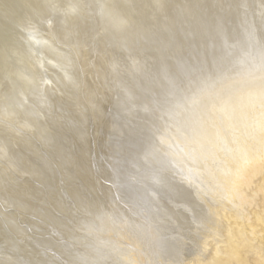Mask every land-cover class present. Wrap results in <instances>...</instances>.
Wrapping results in <instances>:
<instances>
[{
  "label": "bare ground",
  "instance_id": "obj_1",
  "mask_svg": "<svg viewBox=\"0 0 264 264\" xmlns=\"http://www.w3.org/2000/svg\"><path fill=\"white\" fill-rule=\"evenodd\" d=\"M15 1L17 0H0V4L6 6ZM75 1L36 0L43 20L51 19L58 25L73 19L72 26L78 16L76 8H70L68 4H74ZM191 1L159 0L160 7L155 5L152 9L147 3L133 0V5L136 4L133 15L131 13L126 23L133 28L137 24L152 23L155 26V37L147 31L140 32L132 39L131 44L128 42L129 46H145L149 49V52H145L148 59H153L152 55L158 54L159 59H168L169 56L172 60L168 59L171 61L169 69L165 68L163 71L160 68L153 77L146 72L140 76L142 81L138 79L133 83L135 76L132 81L129 78L132 88L134 87V90L130 88L133 95L124 89L123 93L120 92L124 97L118 95L117 102L113 103L117 98L116 92L107 97L110 112L103 117L109 125L105 134L111 135L115 140L102 139L97 129H103V124L93 126L89 121L93 132L89 133L87 126V139L84 141L93 139L98 148L92 152V148L87 151L84 149L87 164L92 163L88 165L93 166V170H90L93 181L90 182L89 191L83 187L81 176L77 173L78 168L82 169L81 163L85 162L78 160L73 147L70 151L72 157L65 168L62 165L55 166L57 158L51 145L48 141L37 140L34 136L39 138V135L35 134L33 138H28L31 141H25L35 150L33 155L28 151L30 147L25 148L20 143L19 147L13 144L31 169L25 166L15 168L9 164L10 159L9 162L0 159V168L4 171L1 176V180H5L4 186L12 183L15 185L17 182L16 187H19V178L24 175L31 177L28 184L23 183L26 185L24 190L9 192L6 198L0 197V264H264V196L262 209L260 204L257 206L255 203L256 196L264 192V57L251 42L252 36H247L244 28L236 25L239 21L233 13L234 6L238 8L235 2L197 0L198 4L195 2L197 5L193 6ZM215 2L220 6L216 10ZM101 5L109 8L112 4L107 1L106 6ZM10 16L12 20V15ZM92 24L94 23L91 22L89 26L94 33L86 45L94 50L97 47V35L103 39L101 44L107 42L108 36L95 31ZM81 26L84 28L85 24L81 23ZM1 27L0 104L12 108L21 98L20 81L30 79L20 76L17 71L20 66L8 59L13 54L34 75L35 58L32 61V58L27 57V53L20 49L23 45L7 42L4 36L8 33ZM86 28L84 29L87 31ZM125 30L129 32L122 24H113L109 33L114 31L117 39L127 40L131 37ZM169 30L174 36L163 33ZM2 31L6 35L3 36ZM150 40L164 43L168 56L159 45L148 46ZM249 42L251 45L245 48ZM153 48L157 50L156 54H153ZM34 50L31 49L33 54L40 51ZM140 54L143 56L141 51ZM27 88V84L23 85V89ZM102 93L105 95L104 91ZM42 96H38L39 99L42 98L41 101L47 99L54 106L61 103L63 98L55 97L53 104L49 95ZM196 99L198 105L188 109V105ZM146 100L153 109L150 110V115L153 111H158L152 124L156 120L161 125L157 119L162 118V125H174V119L181 117L187 109V113H192V123L186 124L177 137L172 136L174 144L169 145L168 140L162 143L165 152H157L156 155L160 158L162 167L157 163H152L151 167L144 166L140 162L146 150H138L136 143L141 147L139 138H145V134L143 131L138 132V137H135L131 132L136 130L132 113L137 110L142 116L141 102ZM115 103L122 109L120 114ZM145 104L148 106L146 102ZM124 108H129L130 113H123ZM27 109H30L29 112L34 110L31 105ZM61 111L63 115V109ZM148 114L145 113V116L148 117ZM44 115L47 116V113ZM68 123L71 131L68 129L70 133L66 131L63 135L67 138V148L75 144L79 134H75L72 122ZM28 136L32 137L31 134ZM171 148L173 152L170 156L174 153L178 159L166 157ZM42 155L46 156L45 160L49 164H55L51 171L53 174L48 170L45 174L42 171L38 174L32 168L34 162L43 159ZM12 162L14 163L13 159ZM83 177H86L85 174ZM35 180H39L43 188L34 189ZM256 186L260 187L251 197L250 193ZM78 193L79 197H76ZM27 198L39 199V203H30V207L19 204ZM41 198H47L48 201H40ZM44 207L53 212H37L38 208L43 210ZM25 212L41 221L22 220L20 213ZM7 217L14 218L20 224L22 221L25 226H29L30 232L24 226L19 227L21 234L13 230L9 234L11 229L6 231L5 228L8 225L5 221ZM16 250L25 251L26 254L32 251V255L37 252L38 256H35L38 258L34 262L31 257L14 255L12 251Z\"/></svg>",
  "mask_w": 264,
  "mask_h": 264
},
{
  "label": "rangeland",
  "instance_id": "obj_2",
  "mask_svg": "<svg viewBox=\"0 0 264 264\" xmlns=\"http://www.w3.org/2000/svg\"><path fill=\"white\" fill-rule=\"evenodd\" d=\"M107 1L111 2L112 5L109 8L108 7L104 8L101 4L103 5L105 4L106 6ZM137 1L141 3H147L151 8L155 5L157 7H160V4L158 3L159 0H137ZM160 1L163 2V0H160ZM192 1L191 3L192 4L194 3L193 6H196L198 4L197 0H192ZM229 1L230 3L235 2L238 5V8L236 6H234L233 8V13H235V15L238 18V19L236 18V20L239 21V22L237 21L238 23H236V25L239 26L240 28L243 27L247 36L250 35L249 36L250 38L252 36L253 39L251 40V42L257 47V52L261 51L260 55L264 57V0H241V1L240 0H236V1L229 0ZM133 4H134L133 0H84V1L76 0L74 4L72 3L68 4L70 8H73V9L76 8L75 13L78 16V19L77 21H75L74 26L71 25V22L73 19L65 20L64 24H58V25L54 24V21H52L51 19L43 20V18L39 15L36 0L35 2H32V3H26L23 0H17L11 4H6V6H3L2 4H0V25L2 26L0 27L2 30L8 33V35H6L5 34L6 32L2 31V34L4 33L3 36L6 35L4 36V39L7 40V42H12L20 46L23 45L22 47L18 46V48L19 47L20 49L22 48V50L25 53H27L26 54L28 55L27 57L29 59L32 58L31 59L32 61L35 58L34 61L36 62L35 63L33 61L35 69H36V73L33 75V73L27 69V67L24 65L23 62L19 63L20 61L13 54L8 59V61H11L17 64V66H20V68H17V71H19L22 75L20 73L19 75L22 76L23 78H29L30 81L28 80L20 81V84H21L20 91L21 90L22 91L20 92L21 98L18 101V104L12 105V108H7L6 106H1L0 104V157H1L0 159H6L7 161L10 159L9 161L11 163L9 164L13 167L15 166V168L16 166L17 168L19 167L22 168L25 166V168L31 169L30 166L27 164V161L26 162L24 161L21 153H19V151H17L15 147H13V144L14 146L19 147V143H20L24 145L25 148H27V146L30 147L29 145L30 143L29 144L26 143L27 140L31 141V139H28V138H33L34 134L39 135V138L38 136L37 137L34 136V137L37 140L42 139L41 141L43 142H46V141L49 142V144L51 145L50 147L51 149L54 150V155L57 158L55 160L57 165L52 164V163H50L51 164L50 165L48 163L49 161L45 160L46 156L44 155L45 156L44 157L42 155L43 159L41 161H37L33 163L32 168L34 169V171H36V173L38 174L42 171L41 173L45 174L46 170H48L50 174H53V172L51 171H52V168L54 170V165L55 166L62 165L65 168L66 166H68V163H69L68 160H70L72 157L70 151H71V147H73L76 149L78 160L85 162V163H81V168L83 170L86 169L87 173L86 171L84 172L80 168H78L79 171L77 173L79 176H81V179L83 181L82 183L83 187L85 189L89 188L90 182L93 181V178L91 179L90 177V173H91L90 170H93V166H91L92 163H88L91 165L87 164V161H86L87 157L86 155H84L85 153L84 149H86L87 151L88 148H92L91 149V152H92L93 150H96L98 148L97 146H95L93 139H90L91 141L89 140L88 142L84 141L85 139H87V136L85 138V135L88 132L89 133L93 132L92 125L95 126L94 124H96L98 126V125L103 124L102 125L103 129L101 127H98L97 133L98 134L101 133L100 135L102 136V139H107L109 141L115 140V138L112 137L111 135L108 136L107 134H105V130L109 129L108 127L109 125H107L105 119L103 120V117L104 115H107L110 112V106H107V103H108L107 97L111 94L113 95L117 93L116 94L117 98L113 101V103L117 102L118 95L122 97L121 93H123L124 89L129 93L134 88V87L132 88V82L134 83L138 79L142 81V78L140 77L141 75H145V73L147 72L148 74H152V77H153V74L154 76L157 75L158 74L157 72L159 70L163 69L164 71L165 68L169 69L168 64H170L171 62V61L169 62V60H172L167 55V50L165 48L164 43L163 44L156 43L150 40L148 46L159 45V47L162 49L164 54L168 56L169 60L166 57L165 58L162 57V59H159L158 54L152 55L153 59L151 57H149L148 59V56L146 57L145 52H149V49H147L145 46L143 45L136 46L135 44L134 46L131 45L132 47L129 46L133 42L132 39L134 40V38H136L137 34L140 32L147 31L150 34H153V37H155V32H154L155 26L152 23L146 22L140 25L137 24L134 26V28L130 27V25L126 23L127 20L131 17V13L133 15L132 11H134V8H135L134 6L136 5V4L135 5ZM163 4H166V2ZM214 5H215L214 10L220 7L218 3L216 2L214 3ZM10 8L12 10H10ZM25 12L27 14H25ZM10 15H12V20L10 19L11 18ZM79 17L81 18L79 19ZM8 22L9 23L11 22V23L8 24ZM91 22L94 23L92 25L94 26L95 31H98V32L101 31V33L104 36L105 34H107L108 36L107 42L105 44H101L100 42L103 39L99 35H97V43H96L97 47L95 48L96 50L95 49L93 50L91 47L86 45L89 37L91 39V35H93L94 33L92 31V28H90L89 26ZM12 23H14L15 25L14 24L11 25ZM81 23L85 24V27H87L86 29H88L87 31L84 29L85 27L81 28L82 27ZM113 24L115 25L122 24V26L127 27L129 32L126 30L125 31L128 34V36H130L131 38L127 40H124L121 38L117 39L118 36L115 35L116 33H114V31L111 32L110 34L109 31H110L111 25ZM9 25L14 26V27H11ZM8 31L13 32V33H9ZM163 33H166V36L168 34H172L171 36H174L171 30H169L168 32L163 31ZM240 34H242V31ZM20 35H22V37H24L25 39L21 38ZM124 41L126 45H124L125 44ZM20 42H22L23 44ZM251 42H249L247 46H245V48L251 45ZM118 43L121 46L122 50H120L121 48L118 45ZM91 44L93 45L94 43H91ZM33 47L40 51L34 50ZM106 47L108 49H106ZM31 49L37 52H34L35 54H33V51H31ZM140 51L143 56H141ZM156 51L157 50L153 48V54H156L157 53ZM138 55L141 58H139ZM136 57H138L139 60L135 59ZM133 59L135 62L133 61ZM158 59L160 60V62ZM150 61L152 63L151 65H150ZM129 64L132 67H130ZM161 65L164 68L161 67ZM23 68L24 70H22ZM148 71H151V73H149ZM9 78L10 80L12 79V77H9ZM129 78H131V81H132V78H134L135 80L133 79V81L131 82ZM6 81H8L7 78H6ZM14 84L19 85L18 83H14ZM26 84L28 88L23 89V85L26 86ZM87 91L88 93H86ZM103 91L105 95H103L102 93ZM130 93L133 95V92H130ZM42 95H49L52 98L51 101H54L52 102L53 104H55V99H56L55 97H57L58 99H60V97L61 98L63 97L61 100L62 104L59 102V104H55L54 106L51 103H49L47 99L44 101H41L42 98L39 99L38 96H42ZM89 100L91 101V103ZM197 100L198 99L192 101V103L188 105L189 106L188 109L198 105V103L196 102ZM145 102L148 104V106L145 104ZM15 103H17V101ZM119 103L120 102L118 101V104ZM24 104H27V106L25 107ZM28 104L34 108L33 111L29 112L30 109H27L29 108ZM118 104L115 103L116 109H117ZM141 105L143 106L142 116L138 114L137 110H134V113H132L136 130L134 132L131 131L135 137H138V134H137L138 132L140 133L143 131L145 134V138L144 136H141V138H139L141 147H139L138 144L136 143L138 150L140 151L146 150L145 151L146 155L144 154L141 156L142 160L140 162L141 163L143 162L144 166L151 167L152 163L153 164L157 163L160 167H162L163 165L161 164L160 158L156 156L159 152H162L163 154L165 152L164 151L165 149L162 143L169 141L168 142L169 145L174 144L172 143L173 142L172 136L177 137V135H179L182 132V129L186 127V124L188 125V123H192V121H190V117L192 113L191 112L187 113V110H188L187 109L185 113H182L181 117L177 116V118L174 119L173 121L174 125H170V123L162 125L163 124L162 118L157 119V121L159 120V122L162 123L161 125L158 122H156V120L152 124L151 121L154 120V115H156L158 111H153L152 115H150V110H153V109L152 107L149 106L148 100L144 101V103L141 102ZM62 109H63V115L61 111ZM117 110L119 111V114H120L121 113L120 110L122 109H120L119 105H118ZM125 112L130 113V109L124 108L123 113ZM193 112L195 113V110H193ZM46 113H47V116L44 115ZM145 113L146 114L149 113L148 117L145 116ZM95 115L97 116V118H95ZM130 117L132 116L130 115ZM69 121L72 122L75 134L77 132L79 134L80 133L83 134V135L80 134L82 138L78 136L79 134H77L78 137L75 135L76 138L79 139L80 137L81 141L82 140L83 141L81 142L80 139L79 140L76 139L74 142L75 144H72L71 146L69 145V147L67 148V143H66L67 138L63 135L64 133H67L66 131H69L68 129H70L71 131V126L69 127V123H68ZM89 121L92 122L91 123L92 125L89 124L90 123ZM75 123L77 124V126ZM156 123H158L159 125ZM154 124L156 125L154 126ZM87 126H88V129L90 130L86 129ZM148 127H150L149 130H148ZM83 128H85L86 130ZM133 128L134 126H132V130ZM87 130L88 132H86ZM26 131H28V133H26ZM28 134L29 135L31 134L32 137H29ZM105 136H107V138ZM23 137L26 139H24ZM12 141L14 142L12 143ZM81 144L83 145V148H81L82 147ZM29 149L30 150L28 151L31 155L35 154V150L31 149V147ZM46 149H49V147ZM172 152H173V149L171 148V152H169V155H166L165 153L166 157L168 158ZM48 153L50 154L51 152L48 151ZM170 157L173 158V160L178 159L176 158L177 156L174 153ZM11 158L14 160L15 164L12 162ZM28 158L29 156L27 157V159ZM136 158L138 159L137 155H136ZM144 158H147V159H144ZM87 165L92 169L88 168ZM2 174H4V171L0 168V183H2L0 184V189L3 190V191L0 190V192L2 193V194L0 193V197L6 198V195L10 194L13 191H19L20 189L24 190L26 185L24 186L23 183L28 184L29 181H31V177L24 175L17 180L18 183L21 182V184H19V187L21 186L20 188L16 187V185H18L17 182H15L16 183L15 185L12 183L9 186H4L5 180L3 181L1 180V176H3ZM84 174L86 177H83ZM71 175H73V173ZM87 177H89L90 179ZM35 181L33 183L38 186L35 185V188L34 186L32 188L34 189L39 188V187L43 188L39 180L36 182ZM257 182H259V180H257ZM258 187L260 186H256V188L252 189L250 193L251 197L254 196V194L256 193V189H258ZM31 192L32 191H30V193ZM263 196H264V192L262 195L259 194L256 196L255 203L257 206H260L262 204ZM9 197L10 196H8V198ZM76 197H79V193L78 195H76ZM42 200L46 202L48 201L47 198L46 199L41 198L40 201ZM23 201L21 202L22 204L21 203L19 204L20 205L24 204L26 205V207L28 206L30 207V203L31 204L39 203V199L34 200V199L27 198L26 200H23ZM262 208H263V205L260 206V209ZM44 209L39 210L38 208L37 212H40V213L42 212V214L53 212L52 210L50 211L49 209H47V207H44ZM20 214L22 215V217ZM20 214L19 215L22 220H33V221L36 220L38 222L41 221L39 218L35 217L34 215H30V213L25 212V214L24 213H20ZM5 221L8 222V225H5L6 231H8V228L11 229V231H8L9 234L10 232H12V230L15 233L17 231L20 232L19 234L22 233V230H20L19 227L23 228L25 226V223H22V221H21V224L18 222H15V219L12 217L5 218ZM25 227L27 231L30 232L29 226L28 227L25 226ZM90 246L93 247V244H90ZM12 252L14 253V255H20L22 257L23 256L31 257L32 258L31 260H33L34 262H36L35 259L38 258L35 256V255L38 256L37 252L35 253V255L31 254L32 251L27 254L25 253V251L16 250ZM39 260L41 261L42 259H39Z\"/></svg>",
  "mask_w": 264,
  "mask_h": 264
}]
</instances>
